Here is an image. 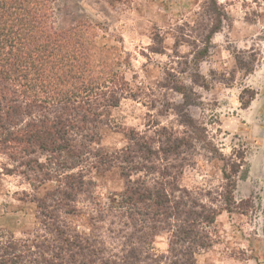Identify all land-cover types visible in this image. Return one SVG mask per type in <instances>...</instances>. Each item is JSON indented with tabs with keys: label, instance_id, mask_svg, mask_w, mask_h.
<instances>
[{
	"label": "trees",
	"instance_id": "1",
	"mask_svg": "<svg viewBox=\"0 0 264 264\" xmlns=\"http://www.w3.org/2000/svg\"><path fill=\"white\" fill-rule=\"evenodd\" d=\"M53 8L51 0H0V152L17 167L27 168L21 173L35 189L55 182L34 199L46 234L32 242L13 236L0 241V264H198L197 254L213 243L211 228L221 209H240L234 192L243 156L221 158L219 208L205 194L178 184L179 160L199 140L195 121L186 111L176 113L192 135L161 126L152 135L131 130L120 148L100 146L99 129L108 123L110 110L123 97H134L117 68L129 62L123 58L127 52L101 42L95 31L104 28L100 22L83 15L57 17ZM201 11V19L175 32L176 45L191 44L190 62L196 66L208 56L213 35L228 17L218 0H205ZM186 27L196 32L194 38L184 32ZM152 39L151 51L163 52L160 32ZM114 50L121 60L106 59ZM235 60L246 74L257 62L242 52ZM198 77L191 74L194 83L206 86ZM172 88L184 103L192 104L185 84L177 80ZM83 163L97 174L117 170L125 181L97 219L107 224L110 242L72 231L62 219V214L76 212L80 195L95 188L83 171L67 172ZM52 164L58 167H50L59 172L55 176L44 170ZM138 173L142 175L136 177ZM161 234L168 237L163 252L154 246Z\"/></svg>",
	"mask_w": 264,
	"mask_h": 264
},
{
	"label": "rangeland",
	"instance_id": "2",
	"mask_svg": "<svg viewBox=\"0 0 264 264\" xmlns=\"http://www.w3.org/2000/svg\"><path fill=\"white\" fill-rule=\"evenodd\" d=\"M51 1L55 16L83 15L100 22L104 28L95 31L101 42L127 52L123 58L129 62L116 66L124 73L134 97H123L110 110L108 123L99 129L100 146L120 148L131 130L152 135L161 126L192 135L176 113L186 111L195 121L199 140L185 153V159L179 160V185L205 194L206 200L210 198L220 208L219 192L224 184L221 158L243 156L245 160L234 192L240 209H221L211 228L213 243L197 254L198 264H264V0H218L228 17L213 35L208 56L198 66L190 62L193 48L189 42L175 44V32L178 26L193 25L203 17L205 0H120L113 4L106 0ZM154 32L163 37V52L150 49ZM184 32L191 34V39L196 33L190 27ZM239 52L257 58L252 73L237 67L235 54ZM105 57L122 59L115 50ZM196 73L206 86L191 80V74ZM177 80L187 86L192 104L184 103L182 94L172 88ZM40 155L37 157L45 163L44 155ZM52 166L58 168L52 164L44 170L55 176L59 172ZM23 170L27 168L17 167L0 152V241L13 236L32 242L46 234L34 199L55 182L35 189ZM79 170L94 181L95 188L91 194L80 195L76 212L62 214V219L72 231L96 234L110 242L107 224L97 219L125 181L117 170L97 174L88 163L67 172ZM154 246L159 252L165 251L167 235L156 237Z\"/></svg>",
	"mask_w": 264,
	"mask_h": 264
}]
</instances>
